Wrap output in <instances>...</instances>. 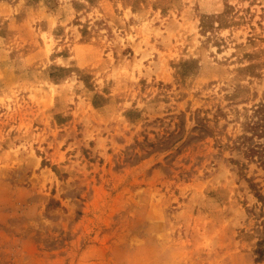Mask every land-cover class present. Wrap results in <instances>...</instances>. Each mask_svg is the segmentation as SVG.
Instances as JSON below:
<instances>
[{
  "label": "rangeland",
  "instance_id": "374dc122",
  "mask_svg": "<svg viewBox=\"0 0 264 264\" xmlns=\"http://www.w3.org/2000/svg\"><path fill=\"white\" fill-rule=\"evenodd\" d=\"M263 117L264 0H0V264H264Z\"/></svg>",
  "mask_w": 264,
  "mask_h": 264
},
{
  "label": "trees",
  "instance_id": "16d2710c",
  "mask_svg": "<svg viewBox=\"0 0 264 264\" xmlns=\"http://www.w3.org/2000/svg\"><path fill=\"white\" fill-rule=\"evenodd\" d=\"M264 118V117H263ZM261 125V124H260ZM264 126V124H262ZM252 150V153H254L257 150H254L253 148H250Z\"/></svg>",
  "mask_w": 264,
  "mask_h": 264
}]
</instances>
